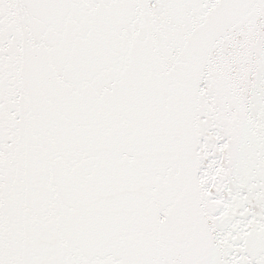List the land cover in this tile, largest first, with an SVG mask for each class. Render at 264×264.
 Wrapping results in <instances>:
<instances>
[{
	"label": "snow or ice",
	"instance_id": "6c2138e0",
	"mask_svg": "<svg viewBox=\"0 0 264 264\" xmlns=\"http://www.w3.org/2000/svg\"><path fill=\"white\" fill-rule=\"evenodd\" d=\"M0 264H264V0H0Z\"/></svg>",
	"mask_w": 264,
	"mask_h": 264
}]
</instances>
